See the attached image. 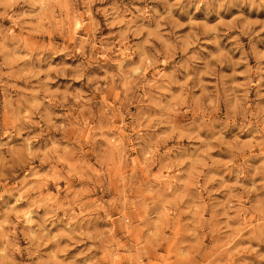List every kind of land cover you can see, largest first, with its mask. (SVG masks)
<instances>
[{"label":"rangeland","instance_id":"374dc122","mask_svg":"<svg viewBox=\"0 0 264 264\" xmlns=\"http://www.w3.org/2000/svg\"><path fill=\"white\" fill-rule=\"evenodd\" d=\"M0 264H264V2L0 0Z\"/></svg>","mask_w":264,"mask_h":264},{"label":"clouds","instance_id":"9594fccd","mask_svg":"<svg viewBox=\"0 0 264 264\" xmlns=\"http://www.w3.org/2000/svg\"><path fill=\"white\" fill-rule=\"evenodd\" d=\"M262 2H264V0H262Z\"/></svg>","mask_w":264,"mask_h":264}]
</instances>
